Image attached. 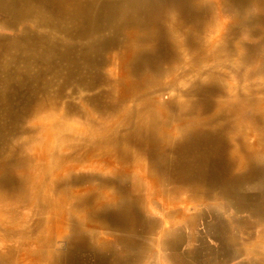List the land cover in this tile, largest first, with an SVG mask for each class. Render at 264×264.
<instances>
[{"label": "bare ground", "instance_id": "6f19581e", "mask_svg": "<svg viewBox=\"0 0 264 264\" xmlns=\"http://www.w3.org/2000/svg\"><path fill=\"white\" fill-rule=\"evenodd\" d=\"M0 15L19 25L0 35V139L21 134L0 143V264H264V0H0ZM69 83L102 90H75L60 123L50 88ZM23 88L49 121L23 105L20 131L2 120Z\"/></svg>", "mask_w": 264, "mask_h": 264}, {"label": "rangeland", "instance_id": "374dc122", "mask_svg": "<svg viewBox=\"0 0 264 264\" xmlns=\"http://www.w3.org/2000/svg\"><path fill=\"white\" fill-rule=\"evenodd\" d=\"M40 15H41V12L39 11V7H34L32 14L28 15L27 17H25V19H21V22H19V25H21V24H26V25H29V26L33 25L34 24L33 19L39 18ZM18 26H13V24H8V23L5 24L2 15H0V31H1L0 35H4L5 37H11L14 34L15 28L18 27ZM9 27L10 28L12 27V28L10 29ZM43 28L47 30L46 27H43ZM55 35H56V37H57L59 42L61 41L63 43H66V42L71 41L67 37L62 35L61 33H56ZM67 39H68V41H65ZM74 42H77V41H74ZM120 43H121V41H120ZM111 53H113V52H111ZM19 62L20 61H18L16 64L11 65L12 66L11 68H14ZM57 62L59 64H61V65H64V66L67 64V63H64L65 61H57ZM35 67H37V66H34V68ZM51 78H52V75H49L48 80H51ZM61 81H62V79H60V82ZM0 88H1V83H0ZM41 88H43V87H41ZM57 88L59 89V87H56V86L50 88V92L53 91L55 94L57 93L56 94L57 95V100L59 101L58 102L59 107L54 108V106H53V112H55V111H57V112L53 113L52 116H54V119H56L57 121H61L60 123L66 122V121H63V116L65 115V111H66V108L64 106V102H66V101L71 102L75 106H79L80 104H82V101H80L78 99L79 95L74 93L75 90H76L77 93L81 92V93H84V94H87V93L88 94L99 93V91L102 90L101 88H98V89H95L94 91H89V90H87L85 88V86L82 85L80 87H77V86H75L74 83H69L67 85L62 86L61 90H59V92L57 91L58 90ZM17 92L18 93L15 94V95H14L15 91L11 92L10 106L12 108L11 110H14V111H12V116L3 117L2 121L8 122V123H13V125H16L19 128L20 131L22 130L23 127L24 128L25 127L28 128V126L30 127L31 126V122H27V121L22 122L23 118L20 117L21 116L20 112L22 111V108L24 106H27V105H30V113L32 112L30 114V116H33L34 118L39 119V121H41L43 123L49 121L48 116L45 115V114H40L39 116L35 117V112L37 111L36 108H37L38 101H39L40 98L43 97V94L38 95L36 97V99H34V100L31 99L30 101H32V102L28 103L26 101V99H25L26 96H24V88L21 89V90H17ZM53 92H52V94H53ZM90 110L93 111V109H90ZM17 114H19V116L16 118ZM11 126H12V124H11ZM18 133L19 132H17V134L14 133V132L5 133L4 136L0 139V140H2V141H0V143L1 142H7L9 145H16L17 142L21 143V141H19L21 139V134H18ZM15 136H17L18 138H16ZM55 146L58 147V144L56 143ZM193 207L194 206H192V208ZM186 211H188V210H186ZM232 211H231V213H233ZM241 212H245V211H241ZM236 261H241V260H240V258H237Z\"/></svg>", "mask_w": 264, "mask_h": 264}]
</instances>
